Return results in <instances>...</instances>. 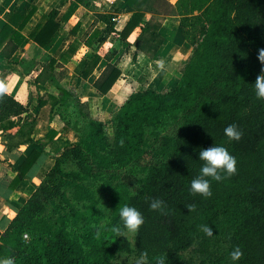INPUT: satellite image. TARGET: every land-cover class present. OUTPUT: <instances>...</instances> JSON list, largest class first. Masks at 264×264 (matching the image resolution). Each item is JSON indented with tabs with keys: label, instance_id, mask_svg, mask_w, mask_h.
Masks as SVG:
<instances>
[{
	"label": "trees",
	"instance_id": "obj_1",
	"mask_svg": "<svg viewBox=\"0 0 264 264\" xmlns=\"http://www.w3.org/2000/svg\"><path fill=\"white\" fill-rule=\"evenodd\" d=\"M149 1H125L134 13L120 32L123 40L143 22ZM178 8L193 54L175 87L163 92L146 88L128 96L113 116V139L105 124L88 117L66 89L39 99L40 107L51 100L52 112L78 105L86 129L78 131L79 141L52 156L51 169L0 233V257H11L14 264H113L120 253L131 249L128 238L112 232L120 223L119 208L128 204L144 216L143 230L146 224L152 226L145 234L156 237L153 246L144 247L146 264H156L158 256H164L166 264H183L185 253L198 244L204 255L193 264H229L228 254L237 246L243 253L237 264H264V100L256 98L253 87L264 71L259 60L264 49V0H179ZM35 11L32 7L25 13H9L0 31L4 55L11 56L24 44V29ZM58 14L53 9L29 33L39 46H47L58 31ZM103 16L116 32L114 16ZM42 60L36 82L44 84L53 80L57 59L45 53ZM99 61L95 55L84 76ZM121 74L120 68L109 64L95 87L107 94ZM32 116L0 83V130L19 127L16 135L23 136L7 148L38 144L20 161L11 180H0V192L18 188L33 176L44 154L51 156L45 148L60 131L49 127L42 137L26 138L23 131ZM229 124L242 131L240 140L224 135ZM212 144H223L236 157V172L211 181L210 196L193 194L190 183L202 164L198 151ZM128 161H133L130 173L116 183L115 178L109 181L110 166ZM103 178L108 181L105 189L112 191L111 218L106 223L94 189ZM153 199L163 201L162 210L150 208ZM73 201L85 208L69 212ZM202 224L212 227L213 235H206ZM219 238L225 246L213 255L210 243Z\"/></svg>",
	"mask_w": 264,
	"mask_h": 264
},
{
	"label": "crops",
	"instance_id": "obj_2",
	"mask_svg": "<svg viewBox=\"0 0 264 264\" xmlns=\"http://www.w3.org/2000/svg\"><path fill=\"white\" fill-rule=\"evenodd\" d=\"M125 1L0 0V31L11 11L25 13L32 7L36 8L24 29L27 39L21 48L11 56L4 55L2 48L0 49V83L4 82L6 91L25 104L34 117L24 128L26 138L42 137L46 132L36 135V128L43 121L49 127L60 129L55 125L58 107L52 112L51 100L42 107L39 104L40 98L46 99L49 94H56L55 90H49L51 83L59 93L56 95L62 93L61 88L66 89L78 100L81 107L87 103L89 108L98 113H108L113 108L114 113L117 112L134 91L152 88L163 92L177 85L183 67L194 49L193 43L184 32L183 16L178 8L179 0H150L144 10L143 22L127 40H123L120 32L134 13V9ZM53 9L59 11L57 18L60 27L51 42L41 47L29 37V33ZM106 13L114 16L116 32L110 28L103 16ZM95 33L97 35L94 36ZM30 48L43 50L57 59L53 80L44 84L36 82L43 68V57L35 59V68L26 69ZM95 55L100 56L98 65L88 76H84V71ZM109 64L120 68L122 74L107 94H101L95 87V82ZM145 81H148L147 85L139 88L138 84ZM83 111L86 112V109ZM18 130L19 127L7 132L0 130V180H11L20 161L33 148L38 147V144H20L8 149V144L15 145L23 140V136L16 135ZM67 135L60 131L56 139L46 146L45 150L51 156L43 155L42 162L31 178L25 179L15 190L6 187L0 192V233L7 229L21 206L51 169L55 162L52 156L66 145L80 140V135L76 133V139L68 142Z\"/></svg>",
	"mask_w": 264,
	"mask_h": 264
},
{
	"label": "rangeland",
	"instance_id": "obj_3",
	"mask_svg": "<svg viewBox=\"0 0 264 264\" xmlns=\"http://www.w3.org/2000/svg\"><path fill=\"white\" fill-rule=\"evenodd\" d=\"M197 35H198V33H197ZM29 51H28L29 52V55H28L29 58L26 59L27 60L26 61V69L27 70H31V68H35L36 63H37L36 60L39 58H42L45 54V51L40 50V49H35V48L34 49L30 48ZM132 82H134V80H132ZM62 83H63V81H62ZM139 83H141V81H139ZM147 83H148V81L147 82L145 81L142 84H138L139 85L138 87L141 88L143 86H146ZM54 84L57 85L56 83H54ZM52 85L53 84L51 83V88H49V90H51V91L55 90L56 91L55 93L59 94L58 91L55 89L54 85L53 86ZM43 90H45V89H43ZM46 95L47 94L45 93L44 96H46ZM89 107L90 106L86 103V104H82L81 108H82V110L86 109L85 113H87L88 117L100 118L102 120V122L105 124V128H106L108 136L110 137V139H113V135H114L113 116L116 113V112L114 113V108L110 109L108 113H103L102 111H101V113H98V112H96L95 109L92 110ZM57 110L61 111V112L60 113L58 112L60 115L59 114L56 115L57 117L55 120V125H58V127L60 128L59 130L63 134H68L67 135L69 138L67 140L68 142L76 139V137H77L76 133H78V131L85 130L86 129V123H87V120L82 116V114L79 113L78 105L71 106L70 108H66V107L63 108L61 106V107L57 108ZM55 114H57V112ZM30 119H29V121H31ZM40 124L41 125H39V127L37 126V128H36V135H38L39 133L44 134L46 132V130L49 128V124L44 122V121L40 122ZM132 163H133V161H128L126 163L125 162L124 163L115 162L114 164H112L109 168L110 174H108V176H107L109 181H111V179L115 178V183H116L118 177H120V176L124 177V174H125V176L127 174H129L130 173L129 170L133 167ZM113 173H116L118 175H114ZM107 178H105V179L103 178V180L98 181L94 185V189L96 191L97 198H98L97 208L99 211H102V214L104 215L102 223H106L111 218V212H112V191H108L105 189V183L108 182L106 180ZM6 179L8 180V178H6ZM42 180H41V182H42ZM57 201L59 202V200H57ZM84 208H85V206L83 203L73 201L72 205L69 206L67 208V210L72 213V211H75L77 209H84ZM85 225H86V221H83L81 231H83ZM142 227L143 226L141 225V227H140V229H139V231H138V233L134 239L131 236L127 237L130 241V244H131L130 251L120 253L119 256L113 261V264H135L136 259L140 256L141 253L144 252L143 250H144L145 245L146 246L148 245L151 247L156 243V237L150 236V235L147 236L145 234V233H148L149 230H152V226L150 224H146L144 230L142 229ZM224 246H225L224 241L222 242V240H221V242H220V238H219L217 240H213L210 243V250H214L213 255H217V254H220L222 252V251H217V250H219L220 247L222 249ZM200 247H201L200 244L195 245V247L192 248L193 250L186 252L183 264H193V263L199 262L202 259V256L204 255L202 250H200ZM87 250L90 251L91 247L88 246Z\"/></svg>",
	"mask_w": 264,
	"mask_h": 264
},
{
	"label": "clouds",
	"instance_id": "obj_4",
	"mask_svg": "<svg viewBox=\"0 0 264 264\" xmlns=\"http://www.w3.org/2000/svg\"><path fill=\"white\" fill-rule=\"evenodd\" d=\"M259 60L264 63V49L260 51ZM257 99L264 100V71H262L253 84ZM228 140H240L242 131L236 124H229L223 130ZM199 160L202 161L199 174L191 180L190 191L193 194L203 196L211 195V181H220L225 176H231L236 172V157L233 156L223 144H212L207 148H200L198 151ZM153 210H162L163 201L153 199L150 203ZM120 223L112 228V232L117 236L127 238L136 237L141 225L144 223V216L135 207L125 204L119 208ZM201 230L208 236L213 235V228L207 224H202ZM229 264H237L243 253L237 246L229 254ZM147 253L143 252L136 259L135 264H146ZM156 264H166L164 256L155 258ZM0 264H14L11 257H0Z\"/></svg>",
	"mask_w": 264,
	"mask_h": 264
},
{
	"label": "built area",
	"instance_id": "obj_5",
	"mask_svg": "<svg viewBox=\"0 0 264 264\" xmlns=\"http://www.w3.org/2000/svg\"><path fill=\"white\" fill-rule=\"evenodd\" d=\"M25 236V238H28V235L26 234V235H24Z\"/></svg>",
	"mask_w": 264,
	"mask_h": 264
}]
</instances>
